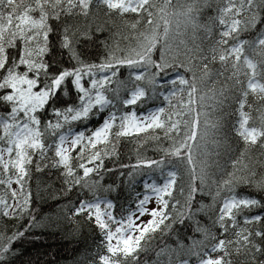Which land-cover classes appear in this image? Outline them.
Instances as JSON below:
<instances>
[{"label":"snow or ice","instance_id":"obj_1","mask_svg":"<svg viewBox=\"0 0 264 264\" xmlns=\"http://www.w3.org/2000/svg\"><path fill=\"white\" fill-rule=\"evenodd\" d=\"M45 168L98 231L82 264H264V0H0V215L28 218L0 264Z\"/></svg>","mask_w":264,"mask_h":264},{"label":"trees","instance_id":"obj_2","mask_svg":"<svg viewBox=\"0 0 264 264\" xmlns=\"http://www.w3.org/2000/svg\"><path fill=\"white\" fill-rule=\"evenodd\" d=\"M103 38V36L101 37ZM215 69L216 65H210ZM145 135L144 133L140 134ZM124 141H122V144ZM154 141H149L141 149L144 156L154 158L155 153L151 144ZM135 142L128 143V147L121 152V162L127 163L129 157L135 158ZM227 157H222L221 164H225ZM106 163H110L106 160ZM230 169V165H227ZM119 171H126L125 169H116ZM147 177H136V189L140 190L142 184L140 183ZM115 179L116 184H120V176H112V174H105L102 183H112ZM60 181L58 180L54 170L44 169L42 173H38L31 181V191L33 193L31 211L32 214L41 221V225L31 230L32 234L25 233V238L17 240L13 246L18 250L14 257L15 264H82L85 257H88L96 249L99 243L98 231L93 227L80 221L77 223L76 218H65L62 208L67 201H75L79 195L77 189L66 193L64 196L59 194L53 196L50 192L58 189ZM15 187V185H13ZM243 189V186H241ZM241 189H238L241 190ZM3 189L0 187V192ZM252 192V189H248ZM128 195V189L125 188L124 193L113 192L110 198H117V203H123ZM259 211V210H256ZM27 217L21 219H14L10 217H3L0 215V233H11L17 228L22 227ZM175 240L174 236H165L153 244L167 243L172 245ZM143 264H154V252L148 251L141 254Z\"/></svg>","mask_w":264,"mask_h":264},{"label":"rangeland","instance_id":"obj_3","mask_svg":"<svg viewBox=\"0 0 264 264\" xmlns=\"http://www.w3.org/2000/svg\"><path fill=\"white\" fill-rule=\"evenodd\" d=\"M155 206L154 204H149V207H153ZM144 219H147V217H145Z\"/></svg>","mask_w":264,"mask_h":264}]
</instances>
